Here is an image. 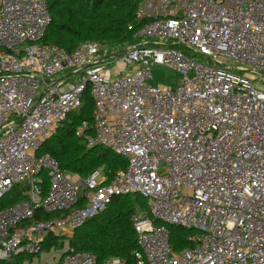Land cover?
<instances>
[{"label": "built area", "instance_id": "2783aa9c", "mask_svg": "<svg viewBox=\"0 0 264 264\" xmlns=\"http://www.w3.org/2000/svg\"><path fill=\"white\" fill-rule=\"evenodd\" d=\"M135 17L138 42L114 57L92 41L42 44L46 1L0 0V198L27 187L0 209V261L100 264L68 238L114 196L139 193L151 216L132 217L137 264H264V0H139ZM152 64L182 83H148ZM88 89L93 125L76 133L127 159L111 179L38 155ZM167 225L192 230V245L175 251ZM49 235L63 240L47 248Z\"/></svg>", "mask_w": 264, "mask_h": 264}, {"label": "trees", "instance_id": "16d2710c", "mask_svg": "<svg viewBox=\"0 0 264 264\" xmlns=\"http://www.w3.org/2000/svg\"><path fill=\"white\" fill-rule=\"evenodd\" d=\"M51 14V22L41 40L42 44L58 45L68 50L77 48L85 41L99 45L100 50L116 57L123 49L138 42L136 30L141 23L136 21L139 0H45ZM133 26V29L129 27ZM182 48L179 45H173ZM94 99L89 89L83 102L71 111L57 131L40 146L38 155L50 154L63 170L86 177L95 170L102 169L111 179L117 172L126 169L127 159L103 145L90 146L84 137L77 135L78 126L83 121L93 125ZM88 134H93V129ZM44 184L47 175L42 173ZM25 184L15 185L2 198L0 209L25 198ZM141 208L144 216H151L147 198L139 193L116 195L108 207L94 218L89 219L68 238L75 251L93 254L98 263L119 257L125 264H137L136 252L140 250L132 217ZM59 213L39 211L42 219H53ZM161 224V222L157 221ZM171 232V243L175 251L192 245V230L177 225H167ZM62 238L47 236L48 248ZM63 240V239H62ZM0 264H10L0 261Z\"/></svg>", "mask_w": 264, "mask_h": 264}, {"label": "rangeland", "instance_id": "374dc122", "mask_svg": "<svg viewBox=\"0 0 264 264\" xmlns=\"http://www.w3.org/2000/svg\"><path fill=\"white\" fill-rule=\"evenodd\" d=\"M151 71L153 77L149 79L148 83L155 86L176 87L182 83L184 76L178 70L164 64H152ZM188 76L193 77V73L189 72ZM137 211L145 214L141 208H138ZM52 263L53 261L50 262V264Z\"/></svg>", "mask_w": 264, "mask_h": 264}]
</instances>
